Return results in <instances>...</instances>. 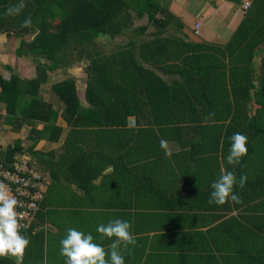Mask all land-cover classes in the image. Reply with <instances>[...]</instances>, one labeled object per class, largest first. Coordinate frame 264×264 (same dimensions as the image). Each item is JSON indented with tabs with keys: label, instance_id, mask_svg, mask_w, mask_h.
Instances as JSON below:
<instances>
[{
	"label": "crops",
	"instance_id": "1",
	"mask_svg": "<svg viewBox=\"0 0 264 264\" xmlns=\"http://www.w3.org/2000/svg\"><path fill=\"white\" fill-rule=\"evenodd\" d=\"M157 1L173 16L168 18L169 24L161 30L148 25L143 33H131L129 42L157 37L200 47L223 46L243 17L246 9L241 8L242 2H251ZM177 22L182 25L180 29ZM195 23H199L197 34L193 33ZM119 37H114L113 45L104 51L124 46L117 44ZM17 43L12 47L13 58L9 60L5 54L0 57L3 79L11 74L20 79L35 75L32 67L21 63L25 57L14 56ZM263 54L264 43L254 49L246 67L239 64L231 68L226 59L223 64L202 65L199 69H212L216 77L190 83L171 79L172 75L162 71L164 65L144 64L172 87L171 82H177V96L172 99L188 105L176 111H139L116 127H98L92 120L96 112L85 111V147L78 143L85 148V158H70L65 151L72 139L67 137L69 128L61 118L62 105L50 91L51 84L72 75L69 69L65 73L60 69L49 72L39 94L56 112L58 138L48 141L42 137L33 143L27 135L35 138L29 131L40 130L42 124L38 122L24 124L16 132L0 124V150L18 140L22 153L15 159H28L45 184L31 222L33 233H41L42 264H65L60 242L69 228L91 234L93 242L108 252L116 238H101L96 229L116 219L131 224L136 240L134 246L121 248L124 264H264V95L254 96L261 86L258 77ZM233 68L249 73L251 85L248 80L238 84L228 79V69ZM56 74L64 75L55 79ZM204 102L207 104L200 105ZM81 105L87 106L84 101ZM209 113L215 115L209 117ZM4 114L5 104L0 102V115ZM170 117L178 118L176 126H157L150 121ZM237 132L247 137L248 152L239 164L229 165L230 138ZM5 137L9 143H2L7 141ZM161 139L172 150L170 158H165L160 148ZM222 170L233 172L237 181L241 175L247 176L243 189L234 187L242 203L230 199L223 205L208 203L210 185Z\"/></svg>",
	"mask_w": 264,
	"mask_h": 264
},
{
	"label": "trees",
	"instance_id": "2",
	"mask_svg": "<svg viewBox=\"0 0 264 264\" xmlns=\"http://www.w3.org/2000/svg\"><path fill=\"white\" fill-rule=\"evenodd\" d=\"M25 7L19 15L7 14L9 7L18 5L20 0H0V35L12 36L18 41L14 54L28 57L34 64L35 75L30 79H20L11 74L8 79L0 76V102L5 104V114L0 115V124L18 131L22 125L42 124L40 130L31 129L27 135L34 143L45 137L55 141L60 128L54 125L56 112L51 104L44 102L39 88L47 74L60 69L63 73L74 62L86 61L83 68L85 85L81 105L77 96L75 79L67 76L50 85V91L61 103V118L69 128L67 137L72 139L65 151L70 158H85V111L96 112L98 127L123 126L126 116L137 112L184 109L188 102L173 100L177 96V82L172 87L144 64H159L163 72L187 83L216 77L212 69L201 70L202 65L226 63L231 68L247 66L254 49L264 43V0H251L244 10L238 26L223 46L203 45V47L183 44L174 40L157 37L142 42L135 40L105 52V46H98L96 39L112 40L130 29L133 19L146 16L147 23L133 30L143 33L148 25L161 30L173 18L157 0H23ZM160 15V17H157ZM26 18L31 19L30 27H22ZM181 28V23H176ZM183 48V49H181ZM258 77L261 86L254 96L264 95V54L261 57ZM175 65V69H171ZM228 69V79L240 84L252 76L239 70ZM240 85L235 88L239 90ZM238 93V92H237ZM239 95V93H238ZM236 98V95H234ZM247 97V96H245ZM236 103V101H235ZM204 102L200 105H206ZM237 104V103H236ZM191 105V104H189ZM121 113L122 116L112 117ZM138 121V120H137ZM153 125L174 126L177 117L164 120H150ZM47 134V135H44ZM75 143V144H74ZM69 148V149H68ZM22 153L16 140L4 150H0V161L9 165L15 156ZM33 224L21 235L30 243L25 249L23 264H42L43 245L41 233L34 234ZM0 264H17L11 255L0 257Z\"/></svg>",
	"mask_w": 264,
	"mask_h": 264
},
{
	"label": "clouds",
	"instance_id": "3",
	"mask_svg": "<svg viewBox=\"0 0 264 264\" xmlns=\"http://www.w3.org/2000/svg\"><path fill=\"white\" fill-rule=\"evenodd\" d=\"M24 7L23 0H20L18 5L7 9V14L19 15ZM30 26L31 19L26 18L22 27ZM214 115L209 113V117ZM230 139L232 143L226 160L229 165H237L242 157L247 155V137L237 132ZM159 145L165 158H170L173 153L168 142L161 139ZM246 182V175H241L237 181L233 172L222 170L219 179L210 185L212 191L208 203L223 205L229 199L234 203H242V199L235 194L234 187L238 185L240 189H243ZM19 204L20 202L9 193L6 187L0 184V257L11 255L16 258L17 264H23L24 252L30 241L20 233L21 224L16 211ZM131 227L128 221L120 219L97 227L96 231L102 234L101 238H116L109 246L108 252L103 246L93 242L91 234L85 235L75 228H69L66 238L60 242L62 245L60 254L66 257L65 264H124L121 248L127 249L129 245L136 244L135 237L130 231Z\"/></svg>",
	"mask_w": 264,
	"mask_h": 264
},
{
	"label": "built area",
	"instance_id": "4",
	"mask_svg": "<svg viewBox=\"0 0 264 264\" xmlns=\"http://www.w3.org/2000/svg\"><path fill=\"white\" fill-rule=\"evenodd\" d=\"M248 7L249 2L243 1L241 8L247 9ZM198 26L199 23L193 25L194 34L198 33ZM0 184L4 185L9 193L20 202L16 211L21 224V233L29 228L43 198L45 184L41 173L23 156L16 158L9 165L0 161Z\"/></svg>",
	"mask_w": 264,
	"mask_h": 264
},
{
	"label": "rangeland",
	"instance_id": "5",
	"mask_svg": "<svg viewBox=\"0 0 264 264\" xmlns=\"http://www.w3.org/2000/svg\"><path fill=\"white\" fill-rule=\"evenodd\" d=\"M145 23H146V17H144L143 19H138V20L135 19L132 22V25H133L132 28H137L138 26H141ZM132 28L130 27V29H127L122 35H120L119 39L116 41L117 44L124 45L127 42H129L131 33H133L134 35H137L135 33H138V32L136 30L134 31ZM16 41L17 40H15L11 35L6 38H4V35H0V57L2 56V54H5L7 55L9 60L10 58H13L12 57L13 55L12 47L14 43L16 44ZM96 43L98 44V46H105V49H110V47L113 45L111 44V40L107 38L106 39L105 38L96 39ZM2 60L5 61L4 57H2ZM17 62L19 63L20 60H17ZM21 63H27L30 66V68L32 67L34 70V64L31 62L30 58L25 57V59L21 60ZM86 64L87 62L82 60L77 63L74 62V64L69 68V74L72 75V77L75 79L77 92H78L77 96H78V99L80 98L81 103H83L82 91H83V86L85 82V74H84L83 68L85 67ZM63 75L64 74H56L55 79L56 77L60 78ZM4 140H7V138L5 137ZM2 143H9V140L2 142Z\"/></svg>",
	"mask_w": 264,
	"mask_h": 264
}]
</instances>
